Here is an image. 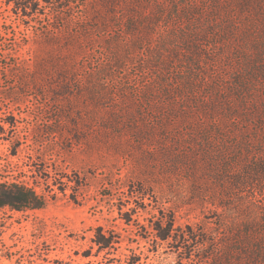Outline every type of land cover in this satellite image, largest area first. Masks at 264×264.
Segmentation results:
<instances>
[{
  "label": "rangeland",
  "instance_id": "1",
  "mask_svg": "<svg viewBox=\"0 0 264 264\" xmlns=\"http://www.w3.org/2000/svg\"><path fill=\"white\" fill-rule=\"evenodd\" d=\"M126 1L58 0L59 49L75 79L7 95L13 78L0 69V182L38 183L48 198L39 209L0 207V264H183L187 250L151 233L162 210L178 227L217 234L221 219L249 199L264 205L262 177L230 186L234 196L224 209L213 196L218 186H205L213 181L211 159H194L193 174L189 162L170 154L187 121L204 113L216 73L226 83L244 78L264 105V4L259 15H242L235 0H137L132 16ZM230 16L239 23L234 33L224 37L220 24L209 30L190 67L189 31ZM247 119L240 122L252 127L255 116ZM142 189L144 196L136 195ZM137 206L127 224L120 213ZM97 227L115 231L121 243L97 251Z\"/></svg>",
  "mask_w": 264,
  "mask_h": 264
},
{
  "label": "trees",
  "instance_id": "2",
  "mask_svg": "<svg viewBox=\"0 0 264 264\" xmlns=\"http://www.w3.org/2000/svg\"><path fill=\"white\" fill-rule=\"evenodd\" d=\"M57 2L0 0V57L9 58L10 61L3 63L0 60V69L9 71L13 78L12 83L6 85L9 91L7 95L26 86L37 88L53 83L56 79H75V67L69 63V56L65 57L59 49L64 34L57 21L61 14ZM129 2L128 9L133 16L137 0ZM235 3L240 14L253 12L259 15L264 0H235ZM233 17L230 16L231 22L222 23L217 20V23L207 24L206 31H189L192 36L187 41L185 51L190 67L194 65L193 59L198 60L200 57V45L214 32L217 24L221 25L219 31L224 37L234 33L239 23ZM133 19L129 24L130 30L137 29ZM190 81L191 78H188L186 82L192 84ZM207 87L213 96L203 101L204 113L201 118L187 121L188 127L179 137L180 143L176 144L177 150L172 148L170 154L173 159H180L181 164L189 162L193 174L194 159L203 156L204 159H211L207 167L213 181L205 186L212 183L218 186L219 195L214 192L213 196L217 198L218 205L225 209L230 207L226 200L234 196L230 195V186L249 185L254 175L264 179V105L253 98L254 93L249 90L244 78L226 83L216 73L209 79ZM167 93L172 96L178 94L171 88ZM250 116H255L252 127L240 122L241 118L247 122ZM187 117L188 114L182 118L187 120ZM2 133L4 129L1 128ZM238 159H243L241 168L237 167ZM193 179L194 183H198L200 178ZM33 184L30 186L22 181H1L0 207L7 206L15 210L43 208L48 198L36 191L38 183ZM144 192V189L138 190L136 195L144 196ZM50 196L53 197L54 193H50ZM254 201L255 197L249 199L244 208L230 211L229 219H221V222L224 221L223 232L217 234L188 225L178 227L174 224L173 214L165 209L150 223V230L156 239L175 242L178 250H187L183 264H264V205L254 204ZM138 208L131 207L129 213L121 212V218L130 224L132 221L128 216L136 214ZM93 242L97 251H108L121 243V237L113 230L105 231L97 227ZM195 253H199L196 258Z\"/></svg>",
  "mask_w": 264,
  "mask_h": 264
}]
</instances>
